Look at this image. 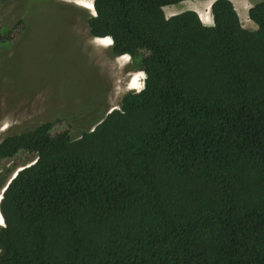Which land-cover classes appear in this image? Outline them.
<instances>
[{
  "label": "trees",
  "instance_id": "1",
  "mask_svg": "<svg viewBox=\"0 0 264 264\" xmlns=\"http://www.w3.org/2000/svg\"><path fill=\"white\" fill-rule=\"evenodd\" d=\"M186 0H93V38L143 88L73 136L59 121L9 136L0 264H264V0L244 28ZM1 42V37H0Z\"/></svg>",
  "mask_w": 264,
  "mask_h": 264
},
{
  "label": "rangeland",
  "instance_id": "2",
  "mask_svg": "<svg viewBox=\"0 0 264 264\" xmlns=\"http://www.w3.org/2000/svg\"><path fill=\"white\" fill-rule=\"evenodd\" d=\"M214 1L186 0L164 11L194 10L211 26ZM231 1L244 28L255 30L248 12L263 0ZM93 15V0H0V143L45 122L78 136L119 109L124 94L143 88L145 75L131 71L129 56H113L111 39L90 36ZM21 159L0 161V201Z\"/></svg>",
  "mask_w": 264,
  "mask_h": 264
},
{
  "label": "water",
  "instance_id": "3",
  "mask_svg": "<svg viewBox=\"0 0 264 264\" xmlns=\"http://www.w3.org/2000/svg\"><path fill=\"white\" fill-rule=\"evenodd\" d=\"M14 177H15V175L13 176V178H14ZM13 178H12V179H13ZM12 179H11V180H12ZM11 180L8 182V184L11 182ZM8 184L4 187V189H3V193H4V191L6 190ZM3 193H2V194H3Z\"/></svg>",
  "mask_w": 264,
  "mask_h": 264
},
{
  "label": "bare ground",
  "instance_id": "4",
  "mask_svg": "<svg viewBox=\"0 0 264 264\" xmlns=\"http://www.w3.org/2000/svg\"><path fill=\"white\" fill-rule=\"evenodd\" d=\"M105 40L107 39V38H104ZM108 39H110V38H108Z\"/></svg>",
  "mask_w": 264,
  "mask_h": 264
},
{
  "label": "crops",
  "instance_id": "5",
  "mask_svg": "<svg viewBox=\"0 0 264 264\" xmlns=\"http://www.w3.org/2000/svg\"><path fill=\"white\" fill-rule=\"evenodd\" d=\"M111 42H112V41H111ZM111 44H112V43H111ZM111 44H110V45H111Z\"/></svg>",
  "mask_w": 264,
  "mask_h": 264
},
{
  "label": "clouds",
  "instance_id": "6",
  "mask_svg": "<svg viewBox=\"0 0 264 264\" xmlns=\"http://www.w3.org/2000/svg\"><path fill=\"white\" fill-rule=\"evenodd\" d=\"M112 45V44H111Z\"/></svg>",
  "mask_w": 264,
  "mask_h": 264
}]
</instances>
